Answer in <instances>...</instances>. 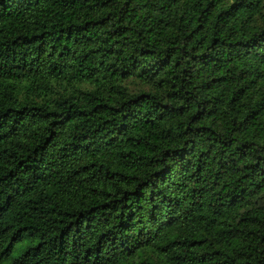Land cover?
<instances>
[{"label":"trees","instance_id":"16d2710c","mask_svg":"<svg viewBox=\"0 0 264 264\" xmlns=\"http://www.w3.org/2000/svg\"><path fill=\"white\" fill-rule=\"evenodd\" d=\"M262 141L264 0H0V264H264Z\"/></svg>","mask_w":264,"mask_h":264},{"label":"clouds","instance_id":"9594fccd","mask_svg":"<svg viewBox=\"0 0 264 264\" xmlns=\"http://www.w3.org/2000/svg\"><path fill=\"white\" fill-rule=\"evenodd\" d=\"M262 143H264V141H262ZM194 170L195 169L193 168V171ZM159 175H163V172L162 173H159ZM176 179L179 182H182L184 185H186L185 188H184V192H183L184 195H189V194H191V192H192L193 189H197V188L200 187V185H198L195 182V179H191L190 180V179H188L185 176H178V177H176ZM260 194L261 195H264V191H262ZM161 208H163V204H161ZM137 239H138V237L135 235V232L129 234V242H133V241H135Z\"/></svg>","mask_w":264,"mask_h":264}]
</instances>
